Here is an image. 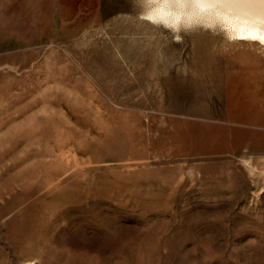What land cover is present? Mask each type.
I'll return each instance as SVG.
<instances>
[{"label":"rangeland","instance_id":"obj_1","mask_svg":"<svg viewBox=\"0 0 264 264\" xmlns=\"http://www.w3.org/2000/svg\"><path fill=\"white\" fill-rule=\"evenodd\" d=\"M138 15L0 0V264H264V47Z\"/></svg>","mask_w":264,"mask_h":264},{"label":"clouds","instance_id":"obj_2","mask_svg":"<svg viewBox=\"0 0 264 264\" xmlns=\"http://www.w3.org/2000/svg\"><path fill=\"white\" fill-rule=\"evenodd\" d=\"M133 8L139 9L138 19L154 26L163 28L172 35L175 42L182 40V34L194 30L209 31L221 30L214 27L204 18L205 5L185 2V0H131ZM223 31L225 39H235L226 30Z\"/></svg>","mask_w":264,"mask_h":264},{"label":"bare ground","instance_id":"obj_3","mask_svg":"<svg viewBox=\"0 0 264 264\" xmlns=\"http://www.w3.org/2000/svg\"><path fill=\"white\" fill-rule=\"evenodd\" d=\"M202 14L214 27L226 30L230 35L234 36L235 39L232 41L253 42L264 47V43L251 39L237 38L238 34L247 35L248 30L255 26L262 29L259 34L264 35V24L260 23L261 17L264 16V5L244 2L218 4L215 6L205 5Z\"/></svg>","mask_w":264,"mask_h":264},{"label":"snow or ice","instance_id":"obj_4","mask_svg":"<svg viewBox=\"0 0 264 264\" xmlns=\"http://www.w3.org/2000/svg\"><path fill=\"white\" fill-rule=\"evenodd\" d=\"M185 2H192L207 6H215L218 4H228V3H235V2H244V3H258L264 5V0H185ZM254 23V22H253ZM260 23L264 24V16L261 17ZM262 31L258 26L252 27L248 30L247 35H239V39H251L253 41H257L260 43H264V35H260L259 33Z\"/></svg>","mask_w":264,"mask_h":264}]
</instances>
